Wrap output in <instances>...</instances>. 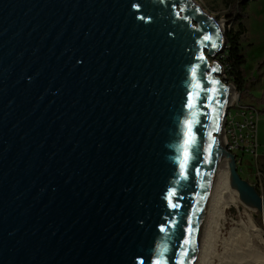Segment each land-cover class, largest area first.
Instances as JSON below:
<instances>
[{"label": "water", "instance_id": "water-1", "mask_svg": "<svg viewBox=\"0 0 264 264\" xmlns=\"http://www.w3.org/2000/svg\"><path fill=\"white\" fill-rule=\"evenodd\" d=\"M225 21L194 0H0V264H198L226 150Z\"/></svg>", "mask_w": 264, "mask_h": 264}, {"label": "rangeland", "instance_id": "rangeland-1", "mask_svg": "<svg viewBox=\"0 0 264 264\" xmlns=\"http://www.w3.org/2000/svg\"><path fill=\"white\" fill-rule=\"evenodd\" d=\"M203 11L217 23L225 21L224 37L228 30L238 32V23H230L227 10L222 0H194ZM242 22L244 34L241 37V46L246 56L244 79L238 80L226 71L223 52L211 57V62H219L224 68L223 77H220L228 86L232 85L236 98L226 106L225 117L228 112L233 114L239 106H254L259 111L258 122V156L254 161L248 154L235 152L243 159L238 163L240 175L250 184H258L257 171L264 176V0H252L243 13ZM240 86V88H239ZM233 106L230 107V104ZM217 174L211 197L220 198V184L217 188ZM221 181L226 179L225 176ZM227 178V176H226ZM263 178V177H262ZM264 183V181H263ZM230 187L229 181H227ZM264 186V185H263ZM230 189L234 192L231 187ZM236 204L226 207H217L212 213V225L209 236L211 254L209 264H264V228L256 225L254 216L262 215L258 210L246 206L240 199L237 191ZM264 196V195H263ZM218 198V199H219ZM216 210V211H215ZM238 262V263H237ZM240 262V263H239Z\"/></svg>", "mask_w": 264, "mask_h": 264}, {"label": "built area", "instance_id": "built-area-1", "mask_svg": "<svg viewBox=\"0 0 264 264\" xmlns=\"http://www.w3.org/2000/svg\"><path fill=\"white\" fill-rule=\"evenodd\" d=\"M226 48V46H225ZM225 51H223V58H225ZM233 103L230 104V107ZM258 122L259 111L254 106H239L236 113L228 112L225 117V131L229 140L227 151L234 154L237 163L242 164L243 159L235 152H240L242 155L248 154L254 161H257L258 156ZM257 178L259 179L257 187L264 195V176L261 172L257 171ZM263 177V178H262ZM264 197V196H263Z\"/></svg>", "mask_w": 264, "mask_h": 264}, {"label": "trees", "instance_id": "trees-1", "mask_svg": "<svg viewBox=\"0 0 264 264\" xmlns=\"http://www.w3.org/2000/svg\"><path fill=\"white\" fill-rule=\"evenodd\" d=\"M227 10V16L230 23H238L240 30L234 32L228 30L225 35V58H222L227 73L238 80L244 79V66L247 63L246 56L241 46V37L244 34V25L242 22L243 13L248 8L252 0H222ZM240 88V86H239ZM261 194V191L256 187ZM257 226L264 228V218L262 215L254 216Z\"/></svg>", "mask_w": 264, "mask_h": 264}, {"label": "bare ground", "instance_id": "bare-ground-1", "mask_svg": "<svg viewBox=\"0 0 264 264\" xmlns=\"http://www.w3.org/2000/svg\"><path fill=\"white\" fill-rule=\"evenodd\" d=\"M235 98H236V96H235L234 89L230 88L229 96H228V99L226 102V106H228V103H230ZM229 167H230V159L227 161L226 170L223 172L217 173L218 177H217V181H216L217 183L216 184H217V188H218V185L220 184L221 196H220V198L218 196L219 199L216 197H213V198L210 197L209 206H208V216H207V220L205 223L204 234L202 236V240H201V244H200V256H199V263L198 264H209L210 263V261L208 260V257L210 259V256H211V254H209V246H210L209 243L211 241L209 239V236L212 233L210 231V227L212 225V213H213L214 209H216L219 206L224 208L226 206L236 204V202H237V198L235 196L236 190L231 185ZM222 175L225 176L224 178L226 179V181L225 180L223 182L221 181V179L223 178V177H221ZM226 176H227V178H226ZM227 181H229L230 187L233 190H235L234 192L228 186Z\"/></svg>", "mask_w": 264, "mask_h": 264}]
</instances>
